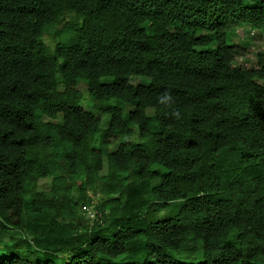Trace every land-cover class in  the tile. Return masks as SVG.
Wrapping results in <instances>:
<instances>
[{
	"label": "trees",
	"instance_id": "16d2710c",
	"mask_svg": "<svg viewBox=\"0 0 264 264\" xmlns=\"http://www.w3.org/2000/svg\"><path fill=\"white\" fill-rule=\"evenodd\" d=\"M246 25L264 38V0H0V264H264Z\"/></svg>",
	"mask_w": 264,
	"mask_h": 264
},
{
	"label": "rangeland",
	"instance_id": "374dc122",
	"mask_svg": "<svg viewBox=\"0 0 264 264\" xmlns=\"http://www.w3.org/2000/svg\"><path fill=\"white\" fill-rule=\"evenodd\" d=\"M248 3L253 2V0H247ZM259 30L252 28L249 25L237 27L235 29L234 35H233V42L236 44H239L243 46V54L236 57V61L243 66L247 68H257L261 64H259V54L264 53V38H261V36L258 34ZM45 41L50 48V50H53L55 47V44L57 42V38H53L50 35L45 36ZM111 77H103V82H109L112 80ZM131 81L133 84H140V83H148V78H144L141 76H132ZM258 82L264 84V80L258 79ZM62 89V86H60ZM79 89L83 91L85 94V103H83V106L92 111L96 116H98L101 119V127H107L110 122V117L108 115H105L103 113H100L98 110H95L92 106V102L90 97L88 96V84L86 82H81L79 84ZM131 109L130 106L124 105V110L129 111ZM117 143V142H116ZM113 147V148H112ZM112 150L115 149L114 144L111 145ZM107 164V160L105 159V166ZM52 185V177L47 176L40 178L37 183V189L38 190H47ZM77 191V189H76ZM100 198L98 196H92V202L87 203L85 205V212H81L85 220H88L92 222V219L96 215V205L98 204ZM90 201V200H88ZM89 209H91L94 213V215H90ZM171 211V210H169ZM88 212V214L86 213ZM167 214V211H164L161 216H164ZM194 259L198 260L200 259L199 256L193 257Z\"/></svg>",
	"mask_w": 264,
	"mask_h": 264
},
{
	"label": "clouds",
	"instance_id": "9594fccd",
	"mask_svg": "<svg viewBox=\"0 0 264 264\" xmlns=\"http://www.w3.org/2000/svg\"><path fill=\"white\" fill-rule=\"evenodd\" d=\"M159 102L165 105L166 108L171 110L170 115L174 119L180 120L182 118L180 109L174 107L176 102L170 90L161 94V96L159 97Z\"/></svg>",
	"mask_w": 264,
	"mask_h": 264
},
{
	"label": "built area",
	"instance_id": "2783aa9c",
	"mask_svg": "<svg viewBox=\"0 0 264 264\" xmlns=\"http://www.w3.org/2000/svg\"><path fill=\"white\" fill-rule=\"evenodd\" d=\"M90 215H94L93 211L91 209L88 210Z\"/></svg>",
	"mask_w": 264,
	"mask_h": 264
}]
</instances>
